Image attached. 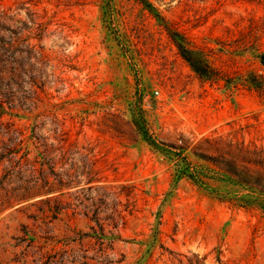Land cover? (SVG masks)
Wrapping results in <instances>:
<instances>
[{"label":"rangeland","instance_id":"rangeland-1","mask_svg":"<svg viewBox=\"0 0 264 264\" xmlns=\"http://www.w3.org/2000/svg\"><path fill=\"white\" fill-rule=\"evenodd\" d=\"M0 71V264H264V0H0Z\"/></svg>","mask_w":264,"mask_h":264},{"label":"trees","instance_id":"trees-1","mask_svg":"<svg viewBox=\"0 0 264 264\" xmlns=\"http://www.w3.org/2000/svg\"><path fill=\"white\" fill-rule=\"evenodd\" d=\"M177 47H178V50L179 52L181 53V55L184 57V59L189 63V65L191 66L192 70L200 77H206L207 73H211L210 72V68L207 64H204L203 62H201L200 60H198L196 63L194 60L190 59V57L187 56V54L191 53V52H188V51H185L181 45V42L179 41L178 44H177ZM192 55H196L197 56V53H191ZM3 72L0 71V81L2 80L1 76H2ZM2 107V106H1ZM2 126V124H0ZM10 127L12 126H5V128L9 129ZM23 144V139H19L13 147H17L19 146V148H21ZM18 153V149H11L10 151H8V154L9 155H12L10 156V159L14 158L15 157V154ZM27 155V154H26ZM9 159V160H10ZM19 162V161H18ZM31 167H33V164H31ZM34 172V171H33ZM48 188L47 191H51L52 190V185L48 184L47 183V186Z\"/></svg>","mask_w":264,"mask_h":264},{"label":"built area","instance_id":"built-area-1","mask_svg":"<svg viewBox=\"0 0 264 264\" xmlns=\"http://www.w3.org/2000/svg\"><path fill=\"white\" fill-rule=\"evenodd\" d=\"M157 94V92H155Z\"/></svg>","mask_w":264,"mask_h":264}]
</instances>
